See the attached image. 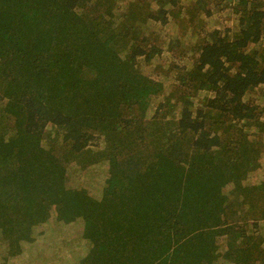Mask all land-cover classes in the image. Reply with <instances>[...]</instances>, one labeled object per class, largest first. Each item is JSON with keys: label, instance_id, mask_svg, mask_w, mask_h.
Returning <instances> with one entry per match:
<instances>
[{"label": "trees", "instance_id": "trees-1", "mask_svg": "<svg viewBox=\"0 0 264 264\" xmlns=\"http://www.w3.org/2000/svg\"><path fill=\"white\" fill-rule=\"evenodd\" d=\"M10 1L0 264H264V0Z\"/></svg>", "mask_w": 264, "mask_h": 264}, {"label": "rangeland", "instance_id": "rangeland-1", "mask_svg": "<svg viewBox=\"0 0 264 264\" xmlns=\"http://www.w3.org/2000/svg\"><path fill=\"white\" fill-rule=\"evenodd\" d=\"M211 1L212 0H205V2H211ZM0 6H3V8H4L3 13L0 14V21H1V20H3L4 13L8 12L10 7L12 6V2L10 0H0ZM22 10L16 11V14L14 17L15 21L13 20L12 22H8L9 28H8V31H5L3 33V40H6L11 35L9 32L15 33V28H19L24 22L27 21V20H23L24 17H19L22 14ZM28 14H29V12H27V15ZM9 18H10V16H9ZM57 19L61 20L62 17L59 16ZM48 20H49V17L46 19L45 22H47ZM51 27L55 30L56 35L60 38V49H63L65 47L66 41L71 36H73L74 33L69 28L64 27V26H57L54 23L51 24ZM8 53L10 55H17L18 54V52L14 49H9ZM138 79H140V78L136 76L135 79H133V83L135 80H138ZM122 129L124 132H129V129H125V128H122ZM123 135H124V133L120 134L119 136H123ZM240 146H242V147H240ZM239 148H240L239 150H235L234 148H232L229 152H226L223 155L225 158L224 160H227L228 165H227V168L221 167V170L229 172L230 176H232V174L235 175L236 173H239L243 170H249L251 167H254V165L251 163V157H250L251 152L244 149L243 144H240ZM205 165H206V162H203L202 160H196V162L191 164L190 167L184 171V174L182 176V181L180 184L177 185L178 188L182 189V186H183L186 178L196 180L197 177H199V175H198L199 170L202 169ZM246 166H247V168H245ZM166 171L170 172V170L168 168H166ZM200 178H202L207 183H209V180H207L208 177H204V178L200 177ZM123 188L127 192L128 188L126 186H123V184L120 185V187L118 188V191L121 192V189H123ZM149 191H150V193H152V188H150ZM139 194H142L140 204H144L143 207H145L146 205H149L150 201L148 202V200H149V198H151V196L143 195V194H146V192L144 190L140 191ZM165 194H167V192H160L157 195V197L159 198V200L170 197V196H164ZM144 198H146V199H144ZM173 199H174V197L171 196L170 202H173ZM133 201L134 200L131 199V203ZM117 203H119V202H117ZM153 204H154V201H153ZM147 209H149V208H147ZM150 210L151 209H149L147 212H150ZM189 211H188V213H189ZM120 223H121V220H120ZM198 249L200 250V247H198ZM185 259L192 262L190 260V258H185ZM201 260H202V256H199L198 258H196L195 263L197 264L198 262H201ZM172 262H174V260H171V264H172Z\"/></svg>", "mask_w": 264, "mask_h": 264}]
</instances>
